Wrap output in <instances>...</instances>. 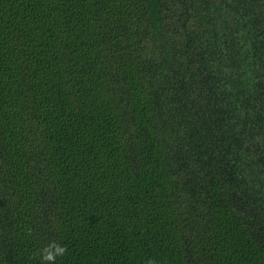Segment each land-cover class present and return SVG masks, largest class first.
Wrapping results in <instances>:
<instances>
[{"label":"trees","instance_id":"16d2710c","mask_svg":"<svg viewBox=\"0 0 264 264\" xmlns=\"http://www.w3.org/2000/svg\"><path fill=\"white\" fill-rule=\"evenodd\" d=\"M0 264H264V0H0Z\"/></svg>","mask_w":264,"mask_h":264},{"label":"clouds","instance_id":"9594fccd","mask_svg":"<svg viewBox=\"0 0 264 264\" xmlns=\"http://www.w3.org/2000/svg\"><path fill=\"white\" fill-rule=\"evenodd\" d=\"M52 248H54V251ZM52 248L42 250V260L44 262H53L56 256H62L66 252V249L62 246H52Z\"/></svg>","mask_w":264,"mask_h":264}]
</instances>
